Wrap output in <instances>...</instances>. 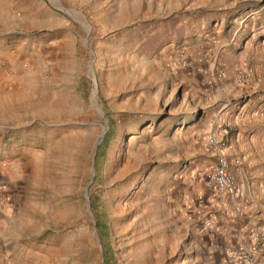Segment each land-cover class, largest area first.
Instances as JSON below:
<instances>
[{
	"label": "rangeland",
	"instance_id": "obj_1",
	"mask_svg": "<svg viewBox=\"0 0 264 264\" xmlns=\"http://www.w3.org/2000/svg\"><path fill=\"white\" fill-rule=\"evenodd\" d=\"M0 51L11 260L203 264L216 153L252 129L264 171V0H0Z\"/></svg>",
	"mask_w": 264,
	"mask_h": 264
},
{
	"label": "crops",
	"instance_id": "obj_2",
	"mask_svg": "<svg viewBox=\"0 0 264 264\" xmlns=\"http://www.w3.org/2000/svg\"><path fill=\"white\" fill-rule=\"evenodd\" d=\"M4 94L7 96L8 92L0 88V110L3 109L1 104L6 101ZM3 128L6 126L0 125V142L3 140L9 142L12 137L8 129ZM243 130L238 129V133L232 136L230 148L227 151L228 160L231 163L238 162L236 165L232 163L229 168L239 188L238 200H232L225 195L213 197L204 188L201 192L205 198L200 196L199 190L195 194V200L198 203L192 200L191 214L192 217H196L199 224L197 225L198 233L204 237V241L199 243L203 264H224V254L228 247L239 244L248 246L252 243V231L257 228L264 230V181L257 178L263 177L260 172L264 171H261L260 167H255L262 164L253 162L259 156L255 148L254 131L249 129L245 135L242 133ZM243 174H249L250 179L243 182L241 178ZM20 189H22L21 186H14L15 193L9 196V200L7 199L2 210L0 209V255L4 260L11 261V264H26V260L18 255L11 260V254H9L11 247L5 246L12 237L9 228H12L13 219L9 217V211L18 210L23 202ZM202 222H210L209 227H202ZM3 261L0 264H5Z\"/></svg>",
	"mask_w": 264,
	"mask_h": 264
},
{
	"label": "built area",
	"instance_id": "obj_3",
	"mask_svg": "<svg viewBox=\"0 0 264 264\" xmlns=\"http://www.w3.org/2000/svg\"><path fill=\"white\" fill-rule=\"evenodd\" d=\"M242 76H238L237 83H241ZM211 144L216 141L210 139ZM234 165L237 161L232 162ZM224 152L216 153L213 166L206 172L203 178V188L213 197L221 195L227 196L232 200H238L240 192L234 180L233 175L229 172L232 164ZM3 200L0 199V205ZM210 222L206 223V227ZM224 264H264V230L255 229L252 231V243L250 245H233L225 250Z\"/></svg>",
	"mask_w": 264,
	"mask_h": 264
}]
</instances>
